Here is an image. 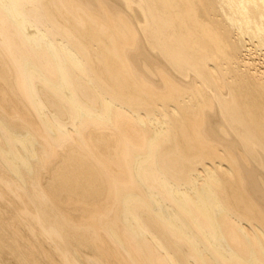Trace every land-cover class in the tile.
<instances>
[{
	"label": "bare ground",
	"instance_id": "bare-ground-1",
	"mask_svg": "<svg viewBox=\"0 0 264 264\" xmlns=\"http://www.w3.org/2000/svg\"><path fill=\"white\" fill-rule=\"evenodd\" d=\"M0 264H264V0H0Z\"/></svg>",
	"mask_w": 264,
	"mask_h": 264
}]
</instances>
